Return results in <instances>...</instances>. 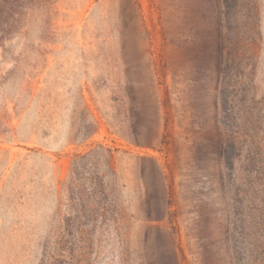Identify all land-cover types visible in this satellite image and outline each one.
Here are the masks:
<instances>
[{"label":"rangeland","instance_id":"obj_1","mask_svg":"<svg viewBox=\"0 0 264 264\" xmlns=\"http://www.w3.org/2000/svg\"><path fill=\"white\" fill-rule=\"evenodd\" d=\"M19 1L0 264H264V0Z\"/></svg>","mask_w":264,"mask_h":264},{"label":"trees","instance_id":"obj_2","mask_svg":"<svg viewBox=\"0 0 264 264\" xmlns=\"http://www.w3.org/2000/svg\"><path fill=\"white\" fill-rule=\"evenodd\" d=\"M21 10L22 6L20 5V1L16 0H8L5 2V6L0 11V47H2V42L6 36L12 34L15 30H19V25L21 23ZM80 208L73 210V214L75 215L76 221H85L86 225H94L96 222L95 215H97L96 211L89 210L85 206L82 205L84 202L83 196L78 198ZM169 210V204L167 203L164 207V213L167 214ZM83 227V226H82ZM84 234L85 232H81Z\"/></svg>","mask_w":264,"mask_h":264}]
</instances>
